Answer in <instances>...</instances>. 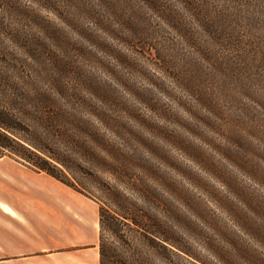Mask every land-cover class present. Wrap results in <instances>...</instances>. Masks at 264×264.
<instances>
[{
  "label": "rangeland",
  "instance_id": "rangeland-1",
  "mask_svg": "<svg viewBox=\"0 0 264 264\" xmlns=\"http://www.w3.org/2000/svg\"><path fill=\"white\" fill-rule=\"evenodd\" d=\"M98 3L0 0V106L136 219L102 232L126 264H264V0H204L205 23L163 0L184 36L142 0L101 28Z\"/></svg>",
  "mask_w": 264,
  "mask_h": 264
},
{
  "label": "crops",
  "instance_id": "crops-1",
  "mask_svg": "<svg viewBox=\"0 0 264 264\" xmlns=\"http://www.w3.org/2000/svg\"><path fill=\"white\" fill-rule=\"evenodd\" d=\"M99 233L93 198L0 156V264H99Z\"/></svg>",
  "mask_w": 264,
  "mask_h": 264
},
{
  "label": "trees",
  "instance_id": "trees-1",
  "mask_svg": "<svg viewBox=\"0 0 264 264\" xmlns=\"http://www.w3.org/2000/svg\"><path fill=\"white\" fill-rule=\"evenodd\" d=\"M147 8L157 11L158 14L169 20L171 26L177 31H185L186 25L181 22L177 11H175L169 5H163V0H142ZM178 1L185 10L189 11L192 16L200 19L205 23L204 19L206 16L207 6L204 0H175ZM99 6L101 11L97 10L94 15L95 22L101 24V28H104L107 24L105 9L107 8V0H99ZM160 15V14H159ZM141 28V27H140ZM187 35V36H186ZM187 39H190V35L186 34ZM28 127L20 120L15 112L11 109L0 106V156H10L24 164L29 165L37 171H44L47 174L55 177L61 182L71 186L72 188L82 192L73 186L72 183L64 179L61 175V169L58 166L60 159L51 154L48 149L37 145L31 141L28 137L22 135L20 132H27ZM60 171V172H59ZM83 193V192H82ZM85 194V193H84ZM131 223L137 224L134 217L120 213L116 210H110L108 208H99V264H126L123 255L117 250L116 247H109L103 239V230H109L111 234L117 240L123 239L122 227L128 225L131 227ZM164 239L158 236V243L166 247Z\"/></svg>",
  "mask_w": 264,
  "mask_h": 264
}]
</instances>
